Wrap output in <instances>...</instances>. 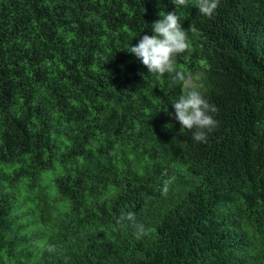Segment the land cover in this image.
<instances>
[{"label":"trees","instance_id":"1","mask_svg":"<svg viewBox=\"0 0 264 264\" xmlns=\"http://www.w3.org/2000/svg\"><path fill=\"white\" fill-rule=\"evenodd\" d=\"M196 4L0 0V264H264V0ZM170 12L206 143L174 118L186 86L129 52Z\"/></svg>","mask_w":264,"mask_h":264},{"label":"clouds","instance_id":"2","mask_svg":"<svg viewBox=\"0 0 264 264\" xmlns=\"http://www.w3.org/2000/svg\"><path fill=\"white\" fill-rule=\"evenodd\" d=\"M188 0H174L177 6H187ZM219 6V0H197L196 7L205 16L211 17ZM152 35H143L130 51L149 73L163 76L165 73H174V80L186 86V92L172 103L174 118L179 122L181 129L192 131V139L196 142H207V136L219 124L213 114L218 111L214 104L204 98L195 87H188L196 79L192 74L177 68L176 57L178 54L190 50L187 32L181 29L180 16L175 12L164 13L163 17L152 25ZM182 132V131H181ZM175 177L164 182L162 195H167L169 185ZM121 220L131 222L135 229L136 239L149 235L143 223L136 221L132 212L122 216Z\"/></svg>","mask_w":264,"mask_h":264},{"label":"rangeland","instance_id":"3","mask_svg":"<svg viewBox=\"0 0 264 264\" xmlns=\"http://www.w3.org/2000/svg\"><path fill=\"white\" fill-rule=\"evenodd\" d=\"M200 76H201V72H198L195 75L196 79H194L189 86H191V85H197L198 84V81L200 79ZM42 178L43 179H42L41 183L44 184V185H46L48 188H52L53 189V184L51 182L52 174H49V173L43 174Z\"/></svg>","mask_w":264,"mask_h":264}]
</instances>
